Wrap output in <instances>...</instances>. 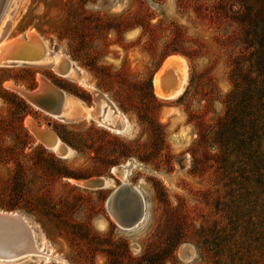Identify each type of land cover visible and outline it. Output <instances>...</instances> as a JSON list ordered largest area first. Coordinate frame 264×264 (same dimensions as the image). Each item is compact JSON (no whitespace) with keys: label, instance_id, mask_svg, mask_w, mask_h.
Returning a JSON list of instances; mask_svg holds the SVG:
<instances>
[{"label":"rangeland","instance_id":"rangeland-1","mask_svg":"<svg viewBox=\"0 0 264 264\" xmlns=\"http://www.w3.org/2000/svg\"><path fill=\"white\" fill-rule=\"evenodd\" d=\"M230 3L8 0L0 44L33 33L73 64L80 81L49 66H0V212L20 214L42 252L0 264H264V249L252 243L258 194L239 180L225 187L214 164L217 122L232 90L226 41L238 27L229 20ZM169 58L184 62L187 81L179 96L162 98L154 80ZM42 81L76 99L75 117L53 118L17 92H33ZM99 96L125 118V133L92 119ZM28 121L70 154L45 147ZM140 154L149 161L141 162ZM98 178L109 184L86 190L75 183ZM124 181L147 205L146 220L130 231L105 207ZM243 205L250 212L243 214L249 248L230 259L226 249L240 232L227 238L228 208ZM183 245L192 251L189 260L180 256Z\"/></svg>","mask_w":264,"mask_h":264},{"label":"trees","instance_id":"trees-1","mask_svg":"<svg viewBox=\"0 0 264 264\" xmlns=\"http://www.w3.org/2000/svg\"><path fill=\"white\" fill-rule=\"evenodd\" d=\"M229 12L230 22L238 27L226 41L231 55L229 80L232 90L225 98V113L217 122L214 143L219 154L214 164L226 178L225 187L236 186L239 180L248 184V190L254 188L257 192L258 201L253 210L255 233L251 239L261 251L264 249V0H231ZM121 155L126 157L123 152ZM145 157L143 154L137 156L147 163L149 160ZM247 212L249 208L244 205L228 208L227 238L232 239L240 232L239 239L230 242L226 249L230 259L248 242L245 238L250 235L249 219L243 218ZM251 263L248 259L247 264Z\"/></svg>","mask_w":264,"mask_h":264},{"label":"water","instance_id":"water-1","mask_svg":"<svg viewBox=\"0 0 264 264\" xmlns=\"http://www.w3.org/2000/svg\"><path fill=\"white\" fill-rule=\"evenodd\" d=\"M46 46L35 34L10 39V43L0 50V66H16L18 64H33L43 59ZM71 64L62 59L57 74H67ZM32 105L43 110L50 116H59L63 109L64 93L46 82H41L33 92L17 91ZM99 105H97V112ZM37 134L48 133L36 131ZM105 178L86 181H75L76 185L86 190L104 189ZM105 207L115 224L124 231L140 227L146 220V200L136 187L129 183L117 186L106 198ZM0 236L7 239L24 238L29 245L27 250L7 251L0 248V261H14L34 254V246L29 236L27 225L17 214L0 213Z\"/></svg>","mask_w":264,"mask_h":264},{"label":"bare ground","instance_id":"bare-ground-1","mask_svg":"<svg viewBox=\"0 0 264 264\" xmlns=\"http://www.w3.org/2000/svg\"><path fill=\"white\" fill-rule=\"evenodd\" d=\"M8 0H0V16L1 13H3L4 9L6 8ZM31 33H28L27 35H30ZM10 43V40L7 42H3L0 44V50L8 45ZM62 61V58L58 57L54 53L50 52L47 48L45 50V54L42 60L39 62L33 63V65H43V66H49V68L53 69L55 72L58 71V66L60 62ZM71 67L66 75H64V78H70L75 81H80L79 74L77 73L76 69L74 68L73 64L70 62ZM18 65H28V64H18ZM17 66V65H16ZM6 67V66H1ZM187 77H186V67L183 61L177 59V58H169L164 66L162 67L159 75L154 80V90L155 94L158 97L162 98H174L176 96H179L186 85ZM76 99L72 98L71 96H68L64 94V102H63V109L59 116H53V118L62 119V120H69L76 116L78 113V105ZM99 110L96 114V116H93V113L90 112L91 109H86L82 107V113H85L86 116L94 118L100 125L105 126L109 128L110 130L116 132V133H125L127 131V122L125 118L112 109L110 103L104 96H99ZM97 104V105H98ZM111 110V113L106 115L107 110ZM77 110V112H76ZM94 110V109H93ZM97 110V109H96ZM95 111V110H94ZM93 111V112H94ZM28 128L36 134V131L34 129V125L32 122L28 121L27 123ZM39 131V130H38ZM48 133V132H47ZM37 139L49 150L55 152L56 154L66 157L70 154L69 148H67L57 137L52 135L51 133H48L46 135L43 134H37ZM118 174L120 178H123V168H118ZM127 183V182H123ZM109 184V181L106 179L105 186ZM0 213H6V212H0ZM11 213V212H7ZM11 214H17L19 215L24 223L27 225V229L29 232V236L32 239V243L34 246V254L32 256H40L42 255V252L37 248L35 241H34V234L31 229V227L28 225L26 220L18 213H11ZM0 248H3L7 251H18V250H27L29 249V245L26 242L24 238L17 237L13 239H7L3 236H0ZM180 256L184 260H189L192 256V251L189 246L183 245L180 249Z\"/></svg>","mask_w":264,"mask_h":264}]
</instances>
